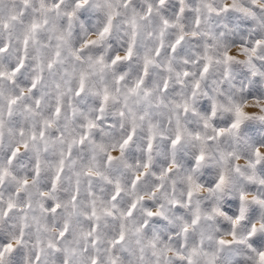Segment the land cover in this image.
<instances>
[{"label": "clouds", "instance_id": "1", "mask_svg": "<svg viewBox=\"0 0 264 264\" xmlns=\"http://www.w3.org/2000/svg\"><path fill=\"white\" fill-rule=\"evenodd\" d=\"M261 254L264 0H0V264Z\"/></svg>", "mask_w": 264, "mask_h": 264}, {"label": "snow or ice", "instance_id": "2", "mask_svg": "<svg viewBox=\"0 0 264 264\" xmlns=\"http://www.w3.org/2000/svg\"><path fill=\"white\" fill-rule=\"evenodd\" d=\"M108 31V29L107 28H105V32H107ZM101 35H103V33L101 34ZM129 54H131V49H129ZM117 59H119V57H117ZM206 70V69H205ZM105 99H107V96H105ZM236 115H237V122H236V125H234V126H237L238 124H239V121H240V119L242 118V117H244V113H243V111L242 110H240V109H237V113H236ZM89 127H93V125H89ZM41 135H43V133H41ZM177 139H179V137H177ZM125 143H127V141L125 142ZM173 143H175V141L173 142ZM202 158V157H201ZM223 176L221 177V183H223ZM26 183V182H25ZM10 207H11V205H10ZM236 222H238V221H236ZM236 222H234V223H236ZM62 235H63V233H62ZM221 243H225V241H221ZM10 247L11 246H8V249H6V250H10ZM261 258L262 259H264V254H261Z\"/></svg>", "mask_w": 264, "mask_h": 264}]
</instances>
